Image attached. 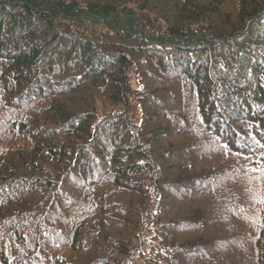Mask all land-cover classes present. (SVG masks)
I'll return each instance as SVG.
<instances>
[{
	"label": "trees",
	"instance_id": "trees-1",
	"mask_svg": "<svg viewBox=\"0 0 264 264\" xmlns=\"http://www.w3.org/2000/svg\"><path fill=\"white\" fill-rule=\"evenodd\" d=\"M0 264H264V0H0Z\"/></svg>",
	"mask_w": 264,
	"mask_h": 264
},
{
	"label": "rangeland",
	"instance_id": "rangeland-1",
	"mask_svg": "<svg viewBox=\"0 0 264 264\" xmlns=\"http://www.w3.org/2000/svg\"><path fill=\"white\" fill-rule=\"evenodd\" d=\"M17 8H19V7H17ZM16 13H18L19 11L20 12H22V10H14ZM38 26H39V28H38ZM34 27L35 28H38L37 29V31L39 32L40 31V33L41 34H44L45 33V31L47 32L48 30H49V28L47 27V24L44 22V21H40V24L38 25V23H36V24H34ZM47 38V37H46ZM46 38H43V39H41L40 41H39V43H42V42H44L45 40H46ZM57 44V43H56ZM98 105H100V109L101 110H103L104 108L102 107V105L101 104H98ZM105 110H110L109 108H105ZM135 114H134V118H135V121L136 122H139V110H138V108H137V105L135 106Z\"/></svg>",
	"mask_w": 264,
	"mask_h": 264
},
{
	"label": "bare ground",
	"instance_id": "bare-ground-1",
	"mask_svg": "<svg viewBox=\"0 0 264 264\" xmlns=\"http://www.w3.org/2000/svg\"><path fill=\"white\" fill-rule=\"evenodd\" d=\"M48 47H50V46H45V48H48Z\"/></svg>",
	"mask_w": 264,
	"mask_h": 264
}]
</instances>
